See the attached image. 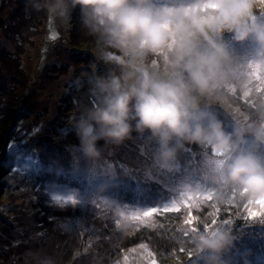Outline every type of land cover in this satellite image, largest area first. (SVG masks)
Listing matches in <instances>:
<instances>
[{
	"label": "rangeland",
	"instance_id": "1",
	"mask_svg": "<svg viewBox=\"0 0 264 264\" xmlns=\"http://www.w3.org/2000/svg\"><path fill=\"white\" fill-rule=\"evenodd\" d=\"M262 9L260 0H255V11L261 15ZM0 17V264H44L48 258L54 264H198L190 245L185 244L189 235L214 225L232 232V218L238 219L235 228L241 222H246L243 227H251L250 234L247 228L241 230L244 240L259 242L261 236L264 240V216L248 215L249 210L258 211L256 205L219 206L213 197H201L191 209L181 205L179 211L163 213L172 199L179 204L191 192L209 191L184 182V172L190 168L194 180L206 183L200 177L203 154L199 148L193 151V145L187 146L177 166L164 171L153 162L154 146L135 132L118 146L100 141L103 160L112 165L110 170L103 165L105 171L101 173L109 176L106 192H88L84 179L91 183V177H82L81 183L74 185L85 190L84 197L78 198L80 203L50 206L46 193L66 198L69 191L63 186L69 182L67 179L53 183L56 178H51L48 166L54 159L67 163V151L75 143L71 126L78 106L85 102L76 81L99 64L96 50L88 49L95 45L90 41L94 39L81 28L78 10L70 21L53 23L43 13L27 10L25 0H0ZM225 38L239 58H250L251 42L233 43L227 33ZM74 40L86 49L71 48ZM250 85L254 86V97L251 90L234 89L236 94L243 92L250 97V103L241 105L238 95H224L227 102L221 103L222 110L213 108L225 128L237 123L246 127L264 123V90H260L264 82L251 76ZM56 117L63 119L62 128L56 126ZM144 180H158V201L165 200L164 205L143 204L150 192L139 191L135 183L146 189ZM127 186L137 193L136 200L125 202L127 195L123 192ZM151 207L160 211L143 222L129 218ZM117 208L130 224L125 240H136L129 245L121 246L115 238H99L102 233H120L116 227L120 222ZM87 214L94 221L89 227H85ZM189 217L190 224L186 223ZM48 223L52 230L46 233ZM95 223L101 228L99 232ZM232 251L224 255L226 264H260L264 257V251L260 256L259 250L251 255L242 250L235 259Z\"/></svg>",
	"mask_w": 264,
	"mask_h": 264
},
{
	"label": "clouds",
	"instance_id": "2",
	"mask_svg": "<svg viewBox=\"0 0 264 264\" xmlns=\"http://www.w3.org/2000/svg\"><path fill=\"white\" fill-rule=\"evenodd\" d=\"M25 7L53 23L70 21L78 10L99 61L76 81L85 102L72 122L67 163L54 159L48 166L53 183L70 179L66 197H84L74 186L82 177H91V183L84 179L88 192H106L109 176L101 173L112 165L99 142L118 146L135 132L154 146L153 162L164 171L177 166L187 146H198L206 183L194 180L190 168L184 182L212 192L217 205L264 201V123H237L229 132L207 104L247 88L250 66L258 65L264 77V18L255 0H25ZM226 33L233 43H252L250 58L234 53ZM46 195L50 206L62 207L54 199L60 194ZM117 215V229L127 230L119 208ZM234 239L227 227L214 225L191 233L185 244L198 264H226Z\"/></svg>",
	"mask_w": 264,
	"mask_h": 264
},
{
	"label": "trees",
	"instance_id": "3",
	"mask_svg": "<svg viewBox=\"0 0 264 264\" xmlns=\"http://www.w3.org/2000/svg\"><path fill=\"white\" fill-rule=\"evenodd\" d=\"M261 15H262V18H264V9H262V13H261ZM226 39V38H225ZM91 41V44L94 42L93 40H90ZM77 43H75V40H74V42L73 43H71L70 45H72L71 46V48H73V49H77L78 47H80V48H84V49H86V46L84 47L83 45H79V44H77ZM249 44V43H248ZM77 46V47H76ZM94 49V50H96L95 49V45H90V46H88V49ZM89 66L91 67V65H90V63H89ZM92 68V67H91ZM244 89H246V90H251V92H252V96L254 97V95L256 94V92H255V89H254V86L253 85H250V86H248L247 88H244ZM6 92H8V90H6ZM6 94H8V93H6ZM238 95V97H239V104H241V105H245V103H250V101H251V99H250V97H248L246 94H244L243 92H240L239 94H236L235 93V90L234 89H231V90H227L226 92H225V96H228V95ZM225 98V97H224ZM222 100H224V101H222ZM255 101L257 102V101H259V97H257L256 99H255ZM222 102H227L225 99H223V98H221V99H213V100H210V101H207V104L213 109V108H215V109H217V110H222ZM3 105V103L1 104V106ZM222 105V106H221ZM73 110H75V109H70V111H73ZM61 112V115H63V117L65 116L64 114V112H62V111H60ZM71 113H73V112H71ZM8 114V113H7ZM6 114V115H7ZM57 118V120H56V126H58V125H60V128H62V126L64 125V122L62 121L63 119H60V120H58V117H56ZM59 118H61V117H59ZM64 120H65V118H64ZM55 126V127H56ZM17 128V127H16ZM15 128V129H16ZM225 130L226 131H231L232 130V127H229V128H225ZM100 144H101V142H99ZM11 145V142L9 143V146ZM9 146H8V148H9ZM196 148H198V146H196V145H193V151H196L195 149ZM189 150H192L190 147H189ZM1 163V162H0ZM49 173V172H48ZM47 173V174H48ZM51 176V178H52V175H50ZM197 179H198V176H197ZM69 182H70V179H67ZM144 182V184L145 185H143V187L144 188H146V189H142V187L140 186V184L138 183V182H136L135 184L137 185V186H139V191H148V192H150V194H148V198L149 199H147V200H143L142 202H143V204L144 203H147V202H149V203H152V202H155V203H161L162 205H164L165 203H166V201L165 200H162V201H158L159 199H160V197H161V195L158 193V191H160L161 189H157V187H156V185L157 184H155V183H157L158 182V180L157 181H152V180H144L143 181ZM81 183V182H80ZM132 187V186H131ZM154 187V188H153ZM152 188V189H151ZM148 189V190H147ZM126 192H123V193H125L127 196H126V199H125V202H129V201H134V200H136L137 199V197H138V195H137V193L133 190V187H132V189H130V186H127L126 187ZM150 190V191H149ZM209 191H204V193L202 194V193H195V192H191V194H193V196H200V197H203L204 195H206L207 193H208ZM213 197V196H212ZM158 201V202H157ZM170 201L168 200L167 201V203H169ZM172 202H174V199H172ZM88 213V212H87ZM89 213H91V212H89ZM163 213H165V212H163ZM168 214V213H167ZM162 215V214H161ZM89 216H90V214H87L86 215V217H85V227H89V226H92L93 224H94V221H90V219H89ZM169 218H173L172 216H170ZM233 219V223H232V226H233V229H232V234H233V236H234V241L235 242H233V251H232V253L234 254L235 253V259L237 258V254L238 253H241L242 252V250H243V252L244 253H246V254H249V255H251L252 253H254L256 250H259V254H260V256L263 254L262 253V251H264V240H263V236H261V238L259 237V236H257V237H259V242H255V241H252L251 240V238H248V240H244V237L240 234L241 233V230L242 229H248L247 231H248V233L250 234L251 233V227L250 226H246V227H243L244 226V224H246V222H241V224L239 225V228H235L236 226H234L237 222H235V220H238V219H235V218H232ZM96 224V223H95ZM97 226H96V229H98V232L101 230V228L99 229L98 228V224H96ZM99 226H100V224H99ZM48 230H46V233H48L49 231H51L52 230V228H50L49 227V223H48ZM263 228V230H264V227H262ZM53 232V231H52ZM96 232V231H95ZM134 232V231H133ZM46 233H44L43 234V232H42V234L44 235V237L46 236ZM128 232H126V231H121L120 230V233L119 234H114V235H104L103 233L102 234H100V236H99V238L100 239H109L110 238V240H111V238H115L118 242H119V244L121 245V246H125V245H129V244H131V243H133V242H135L136 240L135 239H127V240H125V238L127 237L128 238V234H127ZM244 234H246V231L245 232H243V235ZM47 237V236H46ZM264 263V257L262 258V262H260V264H263ZM254 264V263H253Z\"/></svg>",
	"mask_w": 264,
	"mask_h": 264
},
{
	"label": "snow or ice",
	"instance_id": "4",
	"mask_svg": "<svg viewBox=\"0 0 264 264\" xmlns=\"http://www.w3.org/2000/svg\"><path fill=\"white\" fill-rule=\"evenodd\" d=\"M260 4H261V6H264V0H260ZM250 67L252 69L250 72V76H252L258 82H264V77L261 76L260 67L258 65L257 66H250ZM260 90L261 91L264 90V87H261ZM53 187H55V185H53ZM199 198H201V197L193 196L192 194H189L187 196V198L182 199L179 204H177L176 202H172V204L170 206H168V205L164 206L163 211L164 212H176V211H179V208L181 205L185 208L191 209L192 207L197 206L194 203V201L199 199ZM202 198L203 199H211L212 193L209 192L206 195H204ZM54 199H56L57 201H59L60 203H63V204L76 205V204L80 203V201L78 199L74 198V196H68L66 198H62L60 196H55ZM256 206H258V211L249 210L248 215L250 218H254L257 215L264 216V201H257ZM158 211H160L158 208L151 207V208H148L146 211L132 215L129 218L132 221L143 222L145 220V218L152 217ZM191 222H192V218L189 217V219L186 221V223L190 224ZM192 231H195V229H192Z\"/></svg>",
	"mask_w": 264,
	"mask_h": 264
},
{
	"label": "water",
	"instance_id": "5",
	"mask_svg": "<svg viewBox=\"0 0 264 264\" xmlns=\"http://www.w3.org/2000/svg\"><path fill=\"white\" fill-rule=\"evenodd\" d=\"M2 20H3L2 17H0V24L2 23Z\"/></svg>",
	"mask_w": 264,
	"mask_h": 264
}]
</instances>
